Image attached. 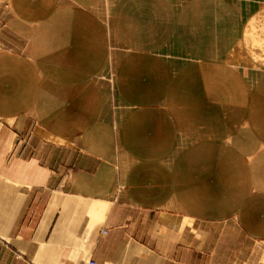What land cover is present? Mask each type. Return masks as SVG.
Masks as SVG:
<instances>
[{
    "label": "crops",
    "instance_id": "0c3cea01",
    "mask_svg": "<svg viewBox=\"0 0 264 264\" xmlns=\"http://www.w3.org/2000/svg\"><path fill=\"white\" fill-rule=\"evenodd\" d=\"M230 147L264 166V0H0V264H216Z\"/></svg>",
    "mask_w": 264,
    "mask_h": 264
},
{
    "label": "rangeland",
    "instance_id": "374dc122",
    "mask_svg": "<svg viewBox=\"0 0 264 264\" xmlns=\"http://www.w3.org/2000/svg\"><path fill=\"white\" fill-rule=\"evenodd\" d=\"M250 150L239 147L199 150L200 175L208 178L209 174L210 188H213L207 194V182L201 180L205 186H201L204 191L200 207L204 212L200 213V226L210 235V243L201 253L213 251L216 264H255V251L248 252L253 245L245 238L264 232V196H257L255 187L249 189V186L251 182L264 185V180H258L259 175L255 173L264 166L241 163ZM251 176L256 180H251ZM247 197L251 198L250 202H246ZM185 203L190 205L191 202L185 198ZM206 259L205 254L201 263Z\"/></svg>",
    "mask_w": 264,
    "mask_h": 264
},
{
    "label": "bare ground",
    "instance_id": "6f19581e",
    "mask_svg": "<svg viewBox=\"0 0 264 264\" xmlns=\"http://www.w3.org/2000/svg\"><path fill=\"white\" fill-rule=\"evenodd\" d=\"M139 110V109H138Z\"/></svg>",
    "mask_w": 264,
    "mask_h": 264
}]
</instances>
